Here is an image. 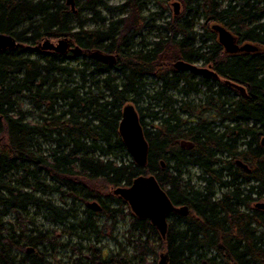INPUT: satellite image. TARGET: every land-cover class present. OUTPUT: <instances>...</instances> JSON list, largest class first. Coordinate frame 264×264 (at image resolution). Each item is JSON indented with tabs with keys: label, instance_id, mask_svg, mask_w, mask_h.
I'll return each instance as SVG.
<instances>
[{
	"label": "trees",
	"instance_id": "trees-1",
	"mask_svg": "<svg viewBox=\"0 0 264 264\" xmlns=\"http://www.w3.org/2000/svg\"><path fill=\"white\" fill-rule=\"evenodd\" d=\"M180 1L183 13L160 27L159 40L136 47L144 0L115 6L85 0L99 24L93 29L66 0H0V33L25 45L0 52V264H58L49 261L51 252L68 247L54 231L28 235L34 222L21 215L28 207L44 210L55 226L71 224L75 232L69 235L82 238L80 230L97 232L98 216L115 224L123 211L114 205L129 212L128 249L94 244L83 252L77 245L72 264H159L163 252L169 264H264V210L256 205L264 201V0ZM97 5L127 15L108 19ZM213 23L236 33L243 50L224 54ZM63 37L82 52L33 47ZM96 49L115 54L116 63L92 59L88 51ZM183 60L213 66L224 81L174 67ZM151 74L162 86L149 94L145 80ZM200 88H206L200 102L184 98L201 94ZM173 89L184 99H173ZM145 96L155 110L150 128L138 110L149 145L148 161L140 166L119 124L123 107ZM188 167L200 170L201 187L184 178ZM148 175L175 206L190 208L188 215H168L166 237L114 190ZM49 194L60 195L62 204L45 198ZM92 200L100 211L87 206ZM79 204L87 207L79 212ZM9 210L14 222L6 220Z\"/></svg>",
	"mask_w": 264,
	"mask_h": 264
},
{
	"label": "rangeland",
	"instance_id": "rangeland-1",
	"mask_svg": "<svg viewBox=\"0 0 264 264\" xmlns=\"http://www.w3.org/2000/svg\"><path fill=\"white\" fill-rule=\"evenodd\" d=\"M88 2V0H86ZM65 2V0H64ZM85 0H78L76 3V9L78 12L76 13L80 19L85 23L86 28L93 29L97 25V21H93V13L91 10L83 7ZM109 6H115V5H120L126 2V0H104ZM145 2V9L142 12V16L145 18L143 25H142V30L141 33L134 39V46L139 47L140 44L146 45L149 44L150 42H154L159 40V36L161 35L162 31V26H164L167 22H169L172 19V16H174V11H175V4L177 3L176 10L179 12V14L183 13L184 10V4L180 0H144ZM97 10L101 11V14L103 17H107L108 19L113 18L112 16H116L118 14H110L107 10L102 9L100 6H96ZM70 8V7H69ZM71 10V8H70ZM127 15V14H126ZM126 15H118L117 17H123ZM92 16V20H91ZM91 20V21H90ZM77 22V21H76ZM201 19H199V25L196 27L195 31L199 34L201 32ZM57 39H52V41H56ZM41 41H38L40 43ZM37 44H34L33 47L37 46ZM76 54V53H75ZM113 54V53H112ZM115 55V54H114ZM82 57V56H80ZM82 59V58H80ZM197 66L200 67H207L208 65H203L201 62H196L195 63ZM146 85L147 87L145 88V91L147 93L152 94L154 92H157L158 90L161 89L162 82L158 80L155 75L151 74L148 77H146ZM181 87V86H180ZM202 91L201 94L198 93H192L189 94V96H185V99H188L190 101L194 102H200L201 98H203V94L206 90V88H200ZM230 92L228 97L233 98L235 101H237L238 95L234 92ZM169 94L175 98L176 100H181L184 99L182 97V94L180 93L179 90L173 89L172 91L169 92ZM23 103L22 108L29 109V104L28 102L21 100ZM24 101V102H23ZM135 108L137 110L140 109L141 113H144V121L145 123H148V125L151 123L152 119L149 116L150 113L155 110L154 106L155 103L149 101L148 97H144L141 100H139L138 103L134 104ZM162 105V104H161ZM140 116V114H139ZM33 119V118H32ZM147 128H150L149 126H146ZM4 135H0V139H3ZM43 149H46L48 145H43ZM184 171H187V174H185L184 178L189 179L190 176L192 177V184L196 186L197 188L201 187V180L198 178L200 174V170L195 168V167H188V169H185ZM103 186V185H101ZM45 198H51L54 203L57 204H62L60 200V195L58 194H49L46 195ZM92 202V201H89ZM264 202V201H262ZM71 203V202H68ZM71 206V204H70ZM115 207H119L123 212L120 214L119 217L116 218L115 224L113 225V220H109L106 216H98V228L97 232H91V231H78L79 234H81L80 238L79 236L76 235H69V232L73 230L71 227V224H66L65 226H55L51 222H49L44 215L45 211L44 210H37L35 207H28L27 212L21 213V215H24L26 218L31 219L34 222V225H31L28 223V235L29 233L31 234V231L34 230L36 232L37 230L40 231H54L55 233H59L62 236L58 239L60 242H64L65 246L67 245L68 247H62V248H57L54 249V252H51L52 258L49 259V261H52L53 259L57 260L58 264H72L73 260H75L78 256L76 253H74L73 248L80 247L82 250L81 251H86L89 250L90 246L97 244L99 247H105V249H110L112 251H118V250H127L128 245H127V237L129 236L128 227H129V212L127 211V208L120 207L119 205H114ZM113 206V207H114ZM87 206H82V204L78 205L79 212H82ZM22 212V211H21ZM16 219V216L14 215L13 210H9V213L7 215L6 220H9L10 222H14ZM74 231V230H73ZM75 232V231H74ZM105 233L103 236L102 233ZM23 254V253H22ZM157 259L160 260L158 257ZM158 260V262H159Z\"/></svg>",
	"mask_w": 264,
	"mask_h": 264
},
{
	"label": "water",
	"instance_id": "water-1",
	"mask_svg": "<svg viewBox=\"0 0 264 264\" xmlns=\"http://www.w3.org/2000/svg\"><path fill=\"white\" fill-rule=\"evenodd\" d=\"M66 4L76 12L75 4L76 0H66ZM221 38L228 37V32L225 27L218 28ZM43 43L38 45L37 48H43L46 51L57 52L61 55L67 54L68 51L73 53H81V48L78 45L71 46L72 41L70 38L63 37L55 41L50 39H45ZM21 43H18L16 39L11 35L0 33V51H6L9 48L15 49L20 46ZM242 50L243 47H240ZM89 56L94 59L101 61L105 64L113 65L116 63V56L111 53H105L102 50H89ZM174 67L183 70L189 69L191 71H197L203 76H209L214 78H219L218 73L213 71L208 67H198L196 64H191L186 61H177L174 63ZM227 83L232 84L229 80ZM237 89L239 88L243 93L245 92L243 87L239 85H234ZM123 117L120 122V134L123 137L124 143L128 148V151L132 158L140 166L146 165L148 161V152L149 145L144 134L143 125L140 123L139 113L135 108L133 103L127 104L123 107L122 110ZM1 118V116H0ZM185 147L193 146L190 142H181ZM264 145V137L262 138V143ZM240 165H243V162L238 161ZM164 165V163H162ZM245 166V165H243ZM247 169L248 167L245 166ZM117 194H119L124 200L128 202L131 210L140 218L149 219L155 225L158 231L161 232L163 237H166L168 232V215L171 212L180 213L183 215H188L190 208L186 205L174 206L171 199L168 197L167 193L161 187L157 179L148 175L145 177H138L134 180L131 186L117 187L114 189ZM257 207L264 210V202H259L256 204ZM87 206L96 211L101 210V205L99 201L92 200ZM34 248L30 247L29 252L33 251ZM169 255L166 252L161 253L159 264H169Z\"/></svg>",
	"mask_w": 264,
	"mask_h": 264
},
{
	"label": "flooded vegetation",
	"instance_id": "flooded-vegetation-1",
	"mask_svg": "<svg viewBox=\"0 0 264 264\" xmlns=\"http://www.w3.org/2000/svg\"><path fill=\"white\" fill-rule=\"evenodd\" d=\"M175 4V11H174V13H176V14H179V12L176 10V7H178L177 6V3H174ZM78 11L76 10V12L75 13H77ZM212 27L215 29V32L218 34V37H217V40H218V42L220 43V45H222V47H223V53L225 54V53H227V54H230V55H235L236 53H240V47H243V46H240V44H239V38H238V36H237V34L236 33H233L227 26H225V25H222V24H220V23H213V25H212ZM219 27H225L226 29H227V32L229 33L228 34V37H226L225 39L224 38H221V34L219 33V30H218V28ZM13 36V35H12ZM14 37V36H13ZM15 38V37H14ZM16 39V38H15ZM17 41V40H16ZM70 41H71V39H70ZM18 42V41H17ZM19 43V42H18ZM21 43V42H20ZM43 42H42V40H41V42L40 43H38V45H40V44H42ZM37 45V46H38ZM74 45H77V44H74ZM74 45H73V41H72V44H71V46L72 47H74ZM20 46H25L24 45V43H21V45ZM20 46H18V47H16L15 49H18V48H20ZM37 46H35V49L37 50V51H39V52H51V51H46L45 49H43V48H37ZM10 49H13V48H9V49H7L6 51H9ZM258 49H260V50H262V47L261 46H258ZM14 50V49H13ZM243 50V49H242ZM6 51H0V52H6ZM54 52V51H53ZM70 52H72V51H68V53H70ZM104 52V51H103ZM67 53V54H68ZM73 53V52H72ZM106 53V52H105ZM112 54V53H111ZM116 56V55H115ZM185 61V60H184ZM187 62V61H186ZM176 63V62H175ZM189 63V62H188ZM192 64V63H191ZM195 64V63H194ZM198 67H200V66H198ZM208 68H210V69H212L214 72L216 71L214 68H213V66H211V65H208L207 66ZM189 70V69H188ZM194 72V71H193ZM195 72H197V71H195ZM217 72V71H216ZM197 73H199V72H197ZM199 74H201V73H199ZM202 75V74H201ZM218 79H220V80H223L222 79V77H220L219 76V74H218ZM214 78V77H213ZM216 79V78H215ZM224 81V80H223ZM225 83L227 84V81H225ZM229 84V83H228ZM242 92V91H241ZM243 93V92H242ZM244 94V93H243ZM140 117V116H139ZM141 123V122H140ZM192 147V146H191ZM237 162H238V160H237ZM242 162V161H241ZM162 163H164V162H162ZM238 164H239V162H238ZM240 165V164H239ZM243 165H245L244 164V162H243ZM243 165H240V166H243ZM163 166V168L165 167L164 165H162ZM246 166V165H245ZM245 166H243L244 168H245ZM246 169V168H245ZM248 169V168H247ZM175 206V205H174ZM177 207H179V206H177ZM190 212V211H189ZM174 213H176V212H174Z\"/></svg>",
	"mask_w": 264,
	"mask_h": 264
}]
</instances>
